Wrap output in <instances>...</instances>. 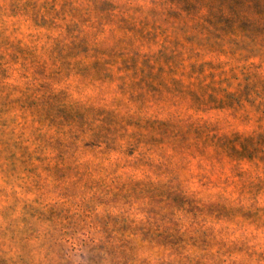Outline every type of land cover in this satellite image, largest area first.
Listing matches in <instances>:
<instances>
[{"label": "clouds", "instance_id": "clouds-1", "mask_svg": "<svg viewBox=\"0 0 264 264\" xmlns=\"http://www.w3.org/2000/svg\"><path fill=\"white\" fill-rule=\"evenodd\" d=\"M108 2L5 33L31 55L0 49V264H264L256 42L200 0Z\"/></svg>", "mask_w": 264, "mask_h": 264}, {"label": "rangeland", "instance_id": "rangeland-1", "mask_svg": "<svg viewBox=\"0 0 264 264\" xmlns=\"http://www.w3.org/2000/svg\"><path fill=\"white\" fill-rule=\"evenodd\" d=\"M231 0H200L207 7V20L209 26L205 29L208 32L209 38L219 34L220 36L236 35L238 37L250 38L256 44L247 47L241 55L259 56L264 60V0H241L240 6L231 10ZM56 0L48 6L47 11L50 14L54 10ZM93 7L98 17L107 18L109 13L108 0H92ZM70 6V0H64V7ZM63 10V8H62ZM72 14L79 15V11L73 10ZM59 15V14H57ZM43 17L40 16V9L37 8L35 0H11L10 7L5 11L0 8V49L7 51L12 50L11 59L16 61L17 57H27L31 52L26 48H21L22 41L17 40L12 43L8 36L5 35L9 28L12 29V35H15L20 28L24 26L27 20H31L36 24ZM4 57L0 54V61ZM7 74L3 72V67L0 65V77ZM213 79L216 78L215 72L210 73ZM252 75V73H246ZM247 78V77H246ZM254 83L260 84V91L264 92V80L253 78ZM7 89L0 82V115L7 112L8 100L5 95ZM247 151V150H246ZM94 259L92 264H100L98 259H95V253L92 254ZM107 264V262H105Z\"/></svg>", "mask_w": 264, "mask_h": 264}, {"label": "trees", "instance_id": "trees-1", "mask_svg": "<svg viewBox=\"0 0 264 264\" xmlns=\"http://www.w3.org/2000/svg\"><path fill=\"white\" fill-rule=\"evenodd\" d=\"M231 2V10H234L236 7H238V6H240L241 4H240V2H241V0H231L230 1Z\"/></svg>", "mask_w": 264, "mask_h": 264}]
</instances>
